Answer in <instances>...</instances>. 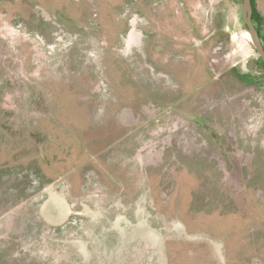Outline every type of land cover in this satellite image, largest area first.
Segmentation results:
<instances>
[{"label":"rangeland","instance_id":"obj_1","mask_svg":"<svg viewBox=\"0 0 264 264\" xmlns=\"http://www.w3.org/2000/svg\"><path fill=\"white\" fill-rule=\"evenodd\" d=\"M0 264H264L240 0H0Z\"/></svg>","mask_w":264,"mask_h":264},{"label":"water","instance_id":"obj_2","mask_svg":"<svg viewBox=\"0 0 264 264\" xmlns=\"http://www.w3.org/2000/svg\"><path fill=\"white\" fill-rule=\"evenodd\" d=\"M241 17L243 26L246 29L251 44L260 57L264 58V46L262 44L259 33L252 21L253 6L251 0H240Z\"/></svg>","mask_w":264,"mask_h":264},{"label":"trees","instance_id":"obj_3","mask_svg":"<svg viewBox=\"0 0 264 264\" xmlns=\"http://www.w3.org/2000/svg\"><path fill=\"white\" fill-rule=\"evenodd\" d=\"M251 1H252V6H253L252 21H253V23H255V25H256L255 27H256V29H257V31L259 33V36H260V30H259V26L260 25H258V24H260L258 22L259 15H258V12L255 10L254 0H251Z\"/></svg>","mask_w":264,"mask_h":264}]
</instances>
